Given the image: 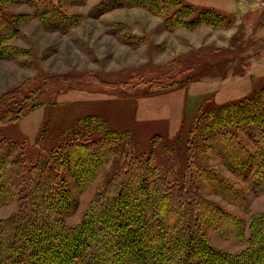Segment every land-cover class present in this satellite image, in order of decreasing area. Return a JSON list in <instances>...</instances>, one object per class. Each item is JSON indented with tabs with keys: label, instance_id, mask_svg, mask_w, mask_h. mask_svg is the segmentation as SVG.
<instances>
[{
	"label": "rangeland",
	"instance_id": "1",
	"mask_svg": "<svg viewBox=\"0 0 264 264\" xmlns=\"http://www.w3.org/2000/svg\"><path fill=\"white\" fill-rule=\"evenodd\" d=\"M98 1L67 0L64 8L78 22L66 32L45 30L31 15L33 6L27 0L6 7L8 15L29 16L19 20V35L10 41L26 52L0 58V95L21 85L40 86L42 94L34 108L0 124V136L19 142L21 157L32 163L41 148L49 153L82 128L86 117H98L103 126L124 133L123 152L151 157L177 182L191 173L204 198L244 222L247 237L250 218L264 212V194L255 195L208 151L203 154L207 163L243 190L246 207L224 199L203 179V160L197 153L190 157V152L191 146L202 144L197 130L206 112L262 94L264 0H181L197 10L212 9L223 20L172 30L166 28L164 16L142 6H119L92 16L91 7ZM240 135L253 149L252 141ZM122 157L108 161L83 190L66 174L73 196L67 224L81 220ZM16 207V201L0 206V218ZM202 229L211 244L226 251L245 246L204 222Z\"/></svg>",
	"mask_w": 264,
	"mask_h": 264
},
{
	"label": "trees",
	"instance_id": "2",
	"mask_svg": "<svg viewBox=\"0 0 264 264\" xmlns=\"http://www.w3.org/2000/svg\"><path fill=\"white\" fill-rule=\"evenodd\" d=\"M27 1L47 31L66 32L78 22L64 8L67 0ZM14 2L0 0V58L26 52L10 43L19 35V20L29 16L8 15L5 9ZM119 6H142L164 16L169 30L223 20L212 9L197 10L181 0H99L90 13L99 16ZM41 94L40 86L23 85L3 92L0 124L34 108ZM202 120L197 130L202 144L191 146L190 157L197 153L203 160V179L216 194L245 208L243 190L221 177L203 154L215 152L255 195L264 194V87L262 94L209 110ZM124 139L123 132L103 126L98 117H86L67 140L47 154L41 148L27 163L19 142L0 136V206L17 202L15 211L0 218V264H264V212L250 218L246 237L244 222L204 198L191 173L182 182L169 179L151 157L123 152ZM120 156L81 220L67 224L73 196L66 174L83 190ZM203 222L245 246L229 252L211 244Z\"/></svg>",
	"mask_w": 264,
	"mask_h": 264
}]
</instances>
